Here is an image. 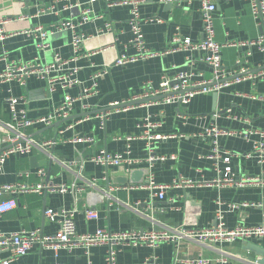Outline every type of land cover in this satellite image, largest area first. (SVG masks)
Masks as SVG:
<instances>
[{
    "label": "crops",
    "instance_id": "crops-1",
    "mask_svg": "<svg viewBox=\"0 0 264 264\" xmlns=\"http://www.w3.org/2000/svg\"><path fill=\"white\" fill-rule=\"evenodd\" d=\"M112 1L118 3L122 0ZM216 4L214 29L218 43L251 41L264 36V25L259 26L253 18L249 1L216 0ZM108 5V0H0V33L5 37L0 40V73L11 63L26 64L39 59L52 64L55 54L63 59L73 58L71 31L55 30L48 38L49 49L43 51L38 48L33 30L43 28L51 31L63 21L78 22L84 8H90L100 17L78 28L88 37L79 59L71 64L80 68L78 85L66 92L58 87L51 96L46 80L36 77L29 78L24 85L17 81L0 84V139L4 135V123L11 121L10 107L6 102L8 97L19 98L18 108L26 110L30 119H39L52 114L66 93L77 97L86 88L97 86L96 95L75 104L70 120L54 123L60 124L56 128L38 125L29 129L28 135L42 144L41 148H36L31 155H11L6 159L0 171V186L17 182L45 184L50 189L66 186L68 192L20 195L17 208L0 215V231L39 230L43 235H54L59 227L48 220L45 212L48 209L72 210L76 206L78 211L74 219L79 234H92L98 229L122 233L165 227L206 228L214 225L219 203H222L228 228L264 224V186H214L212 183L219 176L214 161L210 159L214 146L201 139V135L213 126L233 132L235 135L222 136L217 141L220 151L239 155L230 164L235 178L261 176L264 163H259L255 147L262 144L264 151V137L261 135L264 132V75L234 83L219 93L197 95L186 107L164 104L162 99L149 106L134 105L126 111L113 112L102 126L95 115L108 111L110 103L138 97L146 84L158 87L164 76L173 79L179 71L191 70L188 62L199 59L202 54H166L175 36L189 38L193 42L203 38L198 3L180 7L160 0H146L141 6L145 43L149 51L164 55L117 67L115 63L122 55L132 56L137 51L129 43L133 36L129 7ZM107 24L111 26L109 31H105ZM247 54L246 48L227 46L222 49V65L235 73L244 68L252 73L264 69V52L253 48L251 55ZM238 60L242 63L238 64ZM104 67L110 68L109 73L96 77ZM194 68L199 79L213 76L209 65L196 62ZM87 115H91L89 120L84 119ZM146 118L160 124L153 132L162 137L154 143L153 161H149L152 156L144 140H116L117 137L140 135L142 129L139 126ZM79 138H90L92 142L77 143ZM48 141L53 144L43 145ZM2 150L0 145V153ZM103 152L112 155L129 153V157L140 163L125 166L126 171L148 169L149 176H145V181L153 176L157 184L170 186L166 190V200L154 197L146 187L147 183L114 185L109 175L118 167L106 168L86 162L82 177H78L64 165ZM32 157H36L38 162L47 160L51 166L34 168ZM218 168L223 170L225 164H219ZM39 169L45 170V177H39ZM181 178L191 179L198 185L193 188L173 187ZM90 193H101L104 198L88 199ZM8 199L9 195L0 196V202ZM243 203L250 205L231 208L233 204ZM87 208L97 211L99 218L88 219L85 214ZM249 246L264 250V240L210 247L184 241L177 250L172 244L156 249L146 245H121L115 247L114 264H151L153 259H157L158 264H183L176 259L194 260L200 256L212 259L211 264H221L216 262L220 259H225V264H259L258 261L264 257ZM107 253V246L91 247L89 251L78 247L55 252L36 245L28 255L10 264H106ZM10 256V253L2 254L4 259Z\"/></svg>",
    "mask_w": 264,
    "mask_h": 264
},
{
    "label": "built area",
    "instance_id": "built-area-1",
    "mask_svg": "<svg viewBox=\"0 0 264 264\" xmlns=\"http://www.w3.org/2000/svg\"><path fill=\"white\" fill-rule=\"evenodd\" d=\"M165 4H174L180 7H190L194 3H198L201 7V19L203 22V38L199 42H193L189 38H182L175 36L171 48L168 53L176 52H197L201 53V57L197 60L189 61L188 65L191 70L179 71L173 79L163 77L158 87H154L152 83H148L144 87L143 93L122 102H114L109 104L108 111L101 114H96L95 117L101 121V125L105 126L108 117L113 112L126 111L131 107H134V103L144 101L141 105H151L156 100L162 99L164 104L177 105L186 107L190 104L193 98L200 94L219 93L223 89L231 86L234 83H240L246 79H257L264 75V69L258 70L256 73L250 72V69L244 68L239 73L231 72L224 68L222 65V49L227 46L246 48L248 56L251 55L252 49L257 48L264 52V36H260L256 40L241 41L237 43L220 44L215 39L214 29V15L217 10L216 0H160ZM251 3V11L253 18L257 21L259 26L264 25V0H246ZM109 7L127 6L130 9L129 25L131 27L132 38L130 44L136 49L135 55H122L115 63V66L122 67L128 64H132L138 61H144L153 57L162 56L164 54H157L148 50L141 19V6L146 3V0H122L121 2H114L108 0ZM76 7V6H75ZM74 8V7H72ZM100 17H97L90 8H84L81 10V16L78 22L73 20H66L60 23L56 29L46 31L43 28H37L33 30V34L37 40L38 48L46 51L49 49L48 38L54 33L55 30H67L72 33L71 45L74 51V57L71 59H63L59 54L54 55V61L52 64L44 63L36 59L34 62L22 64L11 63L7 65L6 69L0 73V84L11 81H17L21 85H24L26 81L31 77H36L41 80H46L48 92L53 96L58 87L63 91L79 84L77 75L80 72V68L72 66L71 64L79 59L80 54L83 51L84 43L88 40V37L78 31V28L90 23ZM111 26L106 25V30L109 31ZM5 37L0 33V40ZM196 62L209 65L213 69V76L209 79H199L196 71ZM238 64L242 61L238 60ZM110 68L104 67L96 77L108 74ZM56 74V75H55ZM97 86L93 85L90 88H86L79 96L73 97L66 93L61 105L52 112V114L39 118L30 119L26 110L19 109V98L10 96L6 99L7 104L10 107L11 121L4 123L3 132L4 135L0 139V145L3 146V150L0 153V171L5 163L6 159L11 155H31L36 148H41L42 144L36 142V140L28 135L29 129H32L38 125L52 126L54 123L68 119L74 106L77 102L84 100L90 96L97 94ZM88 108V107H87ZM86 109V108H85ZM91 115L84 117L85 120H89ZM160 126L159 123H152L149 118H146L141 124L140 128L142 133L136 137H117L116 140H126L131 142L137 139L144 140L146 142V149L151 154L153 161V146L157 139L162 137L154 134L153 132ZM253 134V133H251ZM235 135L233 132L222 130L219 127L213 126L207 129L206 132L201 135V139L209 141L214 146L213 153L210 155V159L214 161L219 176L212 183L218 188L225 187H247L252 185L264 186V171L259 177H241L235 178L233 170L230 166L232 159L239 155L229 151H220L218 145V139L222 136ZM264 137V132L261 133ZM169 137H163L167 139ZM77 143L92 142L90 138H79ZM52 141L43 143V145L51 146ZM255 153L258 154L259 163H264V151L263 145H256ZM260 153V155H259ZM86 162H91L95 165L110 167H132L137 165L138 161L129 157L127 154L112 155L103 152L99 155L90 157L89 159L82 161H69L64 165L70 170L74 171L78 177H82V172L85 168ZM224 163L225 168L220 170L219 164ZM129 172V171H127ZM39 177H45L46 172L44 169L38 170ZM78 173V174H77ZM103 180L107 181V178ZM198 184L191 179L181 178L176 181L172 186L176 188H193ZM146 187L150 189L154 197H158L159 200H166V190L170 188L169 185L157 184L153 176H151L147 182ZM45 191L67 193L68 188L61 186L59 188L50 189L45 184L29 185L26 183H13L0 186V196L3 194L9 195V199L0 202V215L10 212L17 208L18 197L25 194H43ZM107 194V191H103ZM156 192V193H155ZM104 193V194H105ZM250 203H243L240 205H231L232 209H237L242 206H249ZM259 205L258 207H261ZM152 210V209H151ZM78 211L77 206L72 210H54L48 209L45 214L48 220L58 225V231L54 235H43L39 230L34 231H21L18 233H4L0 231V264H10L19 258L28 255L36 245H40L45 249H52L57 252L61 249L73 250L75 248H84L89 251L91 247L95 246H107V260L106 264H114L116 257L115 247L117 246H139L146 245L150 248L156 249L164 244H172L176 246V250L179 245L184 241L198 242L204 246H213L215 244H234L236 242H249L264 240V224L257 226L238 225L231 229L228 228L225 222V213L222 210V203H219V209L216 213L214 225L206 228H168L152 229L150 231H129L116 233L105 229H98L92 234H79L77 232V226L75 222V214ZM86 217L88 219H98L99 214L95 210L86 209ZM162 212H164L162 210ZM3 253H10L11 256L7 259L2 258ZM225 264V259L217 260L216 262ZM176 262L183 264H211L212 259L205 257H198L194 260H180L176 259ZM150 263V261H148ZM151 264H158L157 259H153Z\"/></svg>",
    "mask_w": 264,
    "mask_h": 264
},
{
    "label": "water",
    "instance_id": "water-1",
    "mask_svg": "<svg viewBox=\"0 0 264 264\" xmlns=\"http://www.w3.org/2000/svg\"><path fill=\"white\" fill-rule=\"evenodd\" d=\"M257 71H255V72H257ZM143 102L144 101H139V102H136L134 104L140 105ZM68 120H70V118L67 119L66 121H68ZM59 123L61 124V122H59ZM59 123L53 125L49 129L58 127L60 125ZM31 161L33 163L32 166L34 168L35 167H46L48 165L51 166V163L48 162L47 160H44L43 162H38L36 157H32ZM50 169H51V167H50ZM109 176H111V180H112V183L114 185L144 184V183H147V181H145V176H149V170L148 169H132L129 172H127L124 167H119L118 170L111 172ZM94 197L99 199V200H102L104 198V195H102L101 193L100 194H93V193L88 194V199H94ZM249 249H251L252 251H254L256 253L261 254L264 257V250L263 249H260V248L255 247V246L250 247ZM258 263L264 264V259L261 261H258Z\"/></svg>",
    "mask_w": 264,
    "mask_h": 264
}]
</instances>
